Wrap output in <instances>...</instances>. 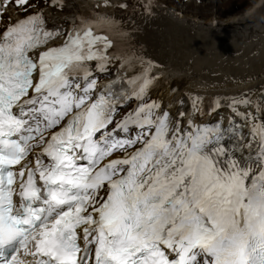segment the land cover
Returning <instances> with one entry per match:
<instances>
[{"label":"snow or ice","instance_id":"1","mask_svg":"<svg viewBox=\"0 0 264 264\" xmlns=\"http://www.w3.org/2000/svg\"><path fill=\"white\" fill-rule=\"evenodd\" d=\"M14 3L23 15L0 30V264H264L259 105L240 113L245 94L230 103L239 120L185 126L144 102L152 62L111 14H81L49 46L62 27ZM113 61L140 102L110 128L124 101L96 73Z\"/></svg>","mask_w":264,"mask_h":264},{"label":"bare ground","instance_id":"2","mask_svg":"<svg viewBox=\"0 0 264 264\" xmlns=\"http://www.w3.org/2000/svg\"><path fill=\"white\" fill-rule=\"evenodd\" d=\"M177 1L153 0L150 9H142L133 0H69L62 11L38 1L29 12L42 9L47 24L62 30L78 13L98 6L135 23L137 29L126 28L130 46L152 62L149 74L157 78L148 96L155 97L161 106L173 96L183 97L185 104L196 103L187 115L191 119L194 114L195 123L221 120L227 125L230 117L239 120L230 103L243 100L245 94L253 106L241 105L238 111L252 113L258 104L256 114L264 113V0H252L256 2L242 12L233 7L234 0H226L223 6L220 0ZM4 10H0V26L23 15L10 7ZM118 42L125 49L124 41ZM136 71H140L139 63Z\"/></svg>","mask_w":264,"mask_h":264},{"label":"rangeland","instance_id":"3","mask_svg":"<svg viewBox=\"0 0 264 264\" xmlns=\"http://www.w3.org/2000/svg\"><path fill=\"white\" fill-rule=\"evenodd\" d=\"M205 3H209L210 2V0H203ZM214 1H216V3H219V0H214ZM222 0H220V3L222 4V6L226 3L225 1L226 0H224V1H222ZM178 3H181V4H185L186 3V0H178L177 1ZM249 2V3H248ZM256 1H254V2H252V0H234V4H233V7L235 8V9H241V12L243 11V10H245L246 8H248V7H250L253 3H255ZM199 4V2H197V4L196 5H198ZM250 5V6H249ZM245 7V8H244ZM212 8V7H211ZM243 8V9H242ZM151 101H154L153 99H151ZM130 110H133V106H131L130 105V107H128V108H125L123 111H122V114H123V116H125L127 113H129L130 112Z\"/></svg>","mask_w":264,"mask_h":264}]
</instances>
